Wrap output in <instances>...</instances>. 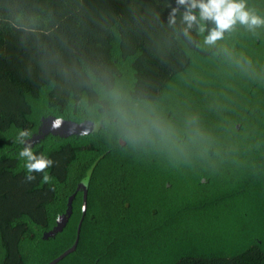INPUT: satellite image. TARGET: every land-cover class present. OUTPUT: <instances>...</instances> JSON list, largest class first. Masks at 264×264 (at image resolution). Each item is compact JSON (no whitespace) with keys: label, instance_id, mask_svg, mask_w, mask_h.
Listing matches in <instances>:
<instances>
[{"label":"rangeland","instance_id":"obj_1","mask_svg":"<svg viewBox=\"0 0 264 264\" xmlns=\"http://www.w3.org/2000/svg\"><path fill=\"white\" fill-rule=\"evenodd\" d=\"M246 3L264 16V0ZM200 38L199 48L188 51L190 67L168 83L159 100L149 101L173 135L128 139L112 122L99 139L67 140L79 158L103 153L91 142L114 147L94 180L95 216L89 218V244L91 251H102V264H173L186 253L235 254L251 245L264 251V27L253 32L237 25L215 47ZM119 66L117 84L129 95L131 63L120 60ZM46 94L45 89L30 99L37 128L53 116ZM17 133L1 135L0 157L19 153ZM91 165L79 178L83 166L79 170L75 163L74 189ZM20 168L25 169L23 160ZM23 253L31 264V250L23 247ZM44 254L35 251V264H42ZM1 257L0 243V263ZM74 262L82 264H62Z\"/></svg>","mask_w":264,"mask_h":264},{"label":"trees","instance_id":"obj_2","mask_svg":"<svg viewBox=\"0 0 264 264\" xmlns=\"http://www.w3.org/2000/svg\"><path fill=\"white\" fill-rule=\"evenodd\" d=\"M175 6V0H0V147L5 145L3 133L37 131L31 120L30 99L38 98L45 89L47 109L53 116L97 120L96 109L103 127L110 130L113 123L98 107L101 100L95 85L80 74L85 68L117 84L120 60H129L133 71L129 95L159 100L168 83L190 67L188 51L201 45L195 28L190 31L191 41L183 35L179 14L175 25L168 23L170 7ZM211 27L208 23L207 28ZM97 134L93 136L99 139L102 133ZM68 139L51 135L33 149L57 162L47 170L53 183L42 184L40 173H34L35 181L25 183L27 173L20 168L18 154L0 157V264H26L23 247L31 250V264H35V251L44 249L43 264L73 245L78 225L75 219L54 239L44 241L42 234L74 193V182L85 166L97 154L100 161L95 169L100 170L109 158L105 152L114 147L91 142L103 153H80L79 158ZM75 163L83 170L76 171L78 177L70 185ZM92 205L90 201V211ZM90 227V220H85L78 249L66 260L82 264L98 260L102 264V251H91ZM173 264H264V251L251 245L235 254L186 253Z\"/></svg>","mask_w":264,"mask_h":264},{"label":"clouds","instance_id":"obj_3","mask_svg":"<svg viewBox=\"0 0 264 264\" xmlns=\"http://www.w3.org/2000/svg\"><path fill=\"white\" fill-rule=\"evenodd\" d=\"M175 3V7H170L168 23L175 25L179 14L184 25L183 35L191 41L190 31L195 28L197 34L203 36V44L209 47H215L237 25L253 32L264 27V16L249 9L246 0H175ZM208 23L213 27L207 28ZM80 74L95 85L101 100L98 107L103 109L102 115L114 122L126 138L152 136L164 139L174 134L171 126L159 117L149 101L133 98L119 84L111 83L103 74L97 75L91 68H85ZM60 123L57 120L54 126L58 127ZM31 136V130L21 129L15 140L16 144L22 146L18 156L24 161L27 173L24 182L35 181L34 173H40L41 183L48 184L52 178L47 170L57 162L44 153L36 154L29 142Z\"/></svg>","mask_w":264,"mask_h":264},{"label":"water","instance_id":"obj_4","mask_svg":"<svg viewBox=\"0 0 264 264\" xmlns=\"http://www.w3.org/2000/svg\"><path fill=\"white\" fill-rule=\"evenodd\" d=\"M57 120H60L61 123L58 127H55L54 124ZM102 126H103V123L101 121L95 122L92 120H84L82 122H76V121H73L67 118L48 116V117L41 119V124H40L38 134L33 135L32 139L29 142L33 144L35 142H38L39 140H43L48 135L58 136L64 139H68L74 136H85V135H89L93 133H98L101 130ZM97 163L98 161L95 162L91 166L86 176L78 184L77 189L74 192V194H72L69 197L68 209L66 213L61 215L57 220L56 226L45 234L46 238L55 237L57 234L61 233L64 230L71 216V213H72V207H71L72 201L75 198L76 193L78 191L83 190V193H84L83 194L84 202H83V207H82L83 217L78 224L75 241L71 247L63 251L61 254L55 257L48 264H59L66 257L74 253L78 247V244L80 241V234H81L83 219L86 213L88 188H89V184H90L93 171L95 170Z\"/></svg>","mask_w":264,"mask_h":264},{"label":"flooded vegetation","instance_id":"obj_5","mask_svg":"<svg viewBox=\"0 0 264 264\" xmlns=\"http://www.w3.org/2000/svg\"><path fill=\"white\" fill-rule=\"evenodd\" d=\"M84 120H92V121H95V122H97V121H101L102 123H103V120H95V119H87V118H83V119H79V120H73V121H76V122H82V121H84ZM40 124H41V122H40ZM39 128H40V125H39V127L37 128V131L36 132H34V133H32V136L33 135H37L38 134V132H39ZM238 129H239V127H237ZM104 129V127L102 126V128H101V130L100 131H102ZM99 133V132H98ZM96 135L97 133H93V134H89V135H85V136H74L76 139H81V138H86V137H89V136H92V135ZM51 135H48V136H46L44 139H46V138H48V137H50ZM53 136V135H52ZM72 137H70L69 139H71ZM43 139V140H44ZM38 142H41L40 140L38 141ZM112 151L113 150H110V151H107L106 153H109L108 154V156L109 157H111V155L113 154L112 153ZM96 156V158L94 159V161L92 162V164L94 163V162H97L98 160H99V156L97 155V154H95ZM100 161V160H99ZM98 164V163H97ZM101 168V167H100ZM103 168V167H102ZM87 172H88V170H87ZM87 172H86V174H87ZM98 170L96 171V169L93 171V174H92V177H91V180H90V184H89V188H88V193H87V204H86V213H85V215H84V219H83V222H85V220H88L89 218H94V214H93V212H92V210L90 211V208H89V206H90V201H92L91 200V194H92V190L93 189H95L96 187H97V185H96V183H95V179H96V177H97V175H98ZM86 174H85V176H86ZM84 176V177H85ZM83 177V178H84ZM82 178V179H83ZM81 179V180H82ZM81 182V181H80ZM79 182V183H80ZM78 186V185H77ZM76 189H77V187L75 188V190L74 191H76ZM72 194H74V193H72ZM83 190H81V191H78L77 193H76V195H75V198L73 199V201H72V205H71V207H72V213H71V216H70V218H69V220H68V223H67V225H66V227L64 228V230L61 232V233H59V234H57L55 237H45V234L47 233V232H49L50 230H52L55 226H56V223H57V220H58V218L61 216V215H63V214H65L66 213V211H67V209H68V200H69V197L71 196H69L68 198H67V200H66V203L64 204V207H62L61 208V210L55 215L54 214V221H53V224L51 225V227L48 229V230H46V231H44L43 232V234H42V239L44 240V241H49V240H51V239H54V238H56V237H58V236H60V234H62V233H64V231L67 229V227L69 226V224L75 219L76 221H78V224H79V222H80V220L82 219V217H83V210H82V207H83V202H84V199H83ZM93 195V194H92ZM77 227H78V225H77ZM76 232H77V230H76ZM76 238V237H75ZM71 247V246H70ZM69 248V247H68ZM67 248V249H68ZM77 249H78V247H77ZM77 249H76V251H77ZM66 250V249H65ZM64 250V251H65ZM76 251H75V253H76ZM61 254V253H60ZM57 257V256H56ZM55 258V257H54ZM53 258V259H54ZM53 259H51V260H49L46 264H48L50 261H52ZM63 261V260H62ZM99 262H98V260L97 261H95L93 264H98Z\"/></svg>","mask_w":264,"mask_h":264}]
</instances>
